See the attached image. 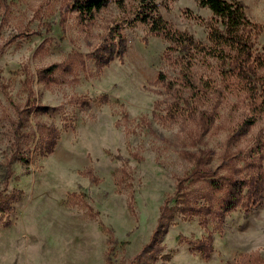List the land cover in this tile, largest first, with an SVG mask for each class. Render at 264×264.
<instances>
[{"label": "rangeland", "instance_id": "374dc122", "mask_svg": "<svg viewBox=\"0 0 264 264\" xmlns=\"http://www.w3.org/2000/svg\"><path fill=\"white\" fill-rule=\"evenodd\" d=\"M66 1L0 0V192L6 187L14 197L0 210V264H130L168 197L176 211L170 212L159 257L171 259L154 264H264V192L260 204L224 214L221 221L212 213L204 216V209L218 206L222 188L207 180L186 182L193 214L180 212L175 192L193 169L184 152L211 150L209 166L223 177L230 174L222 161L225 142L240 125L251 121L231 153L257 139L264 143V111L225 75L229 63L211 48L212 12L197 0H154L164 21L204 47L184 55L148 34L146 25L131 22L136 0H123L124 8L111 0L91 22L65 14ZM235 1L260 27L252 33V52L264 55V0ZM115 22L127 51L100 69L95 55H102V36ZM73 53L84 56L83 62L70 59ZM53 65L60 68L52 79L39 80L38 70ZM182 67L208 98L191 100V108L216 107L199 146L192 139L196 121L180 111L184 103L172 116L167 113L168 83L189 97L180 87ZM28 86L46 111L28 113ZM215 89L221 92L216 98ZM43 126L58 135L51 154L37 143ZM15 128L23 136L25 164L12 156ZM235 159L242 177L244 163ZM89 169L98 183L85 175ZM209 234L212 253L204 259L193 248Z\"/></svg>", "mask_w": 264, "mask_h": 264}, {"label": "trees", "instance_id": "16d2710c", "mask_svg": "<svg viewBox=\"0 0 264 264\" xmlns=\"http://www.w3.org/2000/svg\"><path fill=\"white\" fill-rule=\"evenodd\" d=\"M197 1L200 7L209 9L216 19L215 24L208 26L209 40L211 42V48L220 56L222 63H229V70L225 75L234 78L237 84L241 85L248 97L257 100L261 111H264V75H262V70H264V55H255L252 52L251 43L253 31L256 30L258 33L260 27L253 24L246 17L244 6L241 2L235 0ZM110 2L111 0H67L63 4V11L65 14L75 12L80 20L91 22L94 16L106 8ZM115 2L120 8H124L123 0H115ZM132 16L131 22L133 24L140 23L146 25L148 27V34L171 43L173 51L182 52L184 55H187L191 50L198 52L204 49L203 46L197 44L187 33L178 32L164 21L154 0H136L132 10ZM119 26H121L120 23L115 22L114 25L109 26L107 29V35L104 34L102 36V55H95L100 69L108 65L115 57L121 59L127 51L126 40ZM73 57L78 58L81 62L85 58L79 53H73L69 58L72 59ZM59 68L60 66L53 65L38 70L37 76L39 80L48 82L52 79L51 77L55 70ZM179 76L180 87L188 90L189 97L184 99L180 94V89L174 90L173 86L175 84L168 83L167 89L171 92L170 98H172V101L167 105V113L172 116L173 110L176 113L179 111L180 102L184 103L186 110L180 109V111H186L188 117L196 121L198 129L192 135V139L194 140V145L199 146L203 143L204 136L210 131L215 121L217 115L216 107H213L210 111L191 108V100L197 99L202 101L208 100V98L200 86L196 85L193 75L189 73L188 67H182ZM164 81V75L159 74L158 82ZM211 93V97L215 96V98L221 95V92L216 89L211 91ZM30 100H32L31 103ZM34 100V92L28 86V113L31 111L34 113L46 111L44 107H37ZM250 126L251 121H248L247 124L240 125L239 129L235 132L233 131L225 142L222 161L227 162L230 170V174L226 176L217 177V173L210 168L211 150L198 148L194 153L187 151L183 153L192 162L193 169L176 184V195L180 194L181 196V201L179 202L182 206V209H180L181 213H195L194 208L191 207L190 193L185 187L186 182L193 184L198 181L207 180L211 186L222 188L223 195L218 206L214 207L212 204H207L206 209H204V216L212 213L213 217L215 219L217 218L218 221L222 220L224 214L238 210L247 212L262 202L264 192V171L262 168L264 143L257 139L247 149L241 150L239 148L238 151L231 153V147L234 146L236 139L245 136ZM38 129L40 132L37 141L38 145L46 150L48 154H51L58 140L57 133L53 129L45 126ZM21 136L15 128L12 156L25 164L27 163V159L21 155L22 147L20 139L23 137ZM235 158H241L244 163V176L242 177L237 175ZM85 175L91 182H99L90 169L85 171ZM6 192V187L0 192V210L5 206L10 207L11 198L14 200V197H10ZM170 202L171 199L168 197L160 209L156 225L148 242L134 256L130 264H154L158 258L164 261L171 259V255L159 257L162 251L161 241L171 224L173 213L176 211L175 208L170 207ZM212 241V236L209 234L206 239L197 242V246L193 249L199 252L202 258L208 259L212 253Z\"/></svg>", "mask_w": 264, "mask_h": 264}]
</instances>
